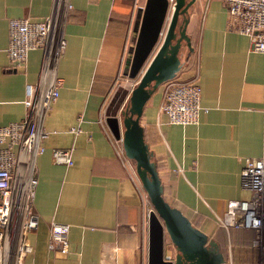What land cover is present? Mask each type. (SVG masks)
Segmentation results:
<instances>
[{"label":"crops","instance_id":"1","mask_svg":"<svg viewBox=\"0 0 264 264\" xmlns=\"http://www.w3.org/2000/svg\"><path fill=\"white\" fill-rule=\"evenodd\" d=\"M58 1L69 4L55 66L60 87L42 122L48 134L34 159L30 200L37 223L25 235L31 251L20 264H146L151 205L105 122L113 100L121 95L123 109L136 83L126 72L144 0ZM51 6L52 0H0V126L22 118L24 87L37 81L41 60V51L33 49L22 67L9 70L7 21H39ZM184 18L189 46L179 47L173 78L144 102L142 139L163 200L219 244L224 260L264 264V250L249 247L250 230L225 231L214 222L228 200L249 196L239 184L245 159H264V54L227 29L221 0H193ZM190 80L198 83L206 112L196 124L166 123L158 112L166 84ZM69 149V165L53 161V151ZM50 222L68 224L66 254L47 249ZM163 250L173 256L167 238Z\"/></svg>","mask_w":264,"mask_h":264},{"label":"built area","instance_id":"2","mask_svg":"<svg viewBox=\"0 0 264 264\" xmlns=\"http://www.w3.org/2000/svg\"><path fill=\"white\" fill-rule=\"evenodd\" d=\"M167 1L171 7L172 0ZM221 1L227 29L246 36L251 50L264 54V0ZM68 8L67 2L52 0L49 14L39 21L27 18L7 21L9 70L22 67L28 51L33 49L41 51V60L37 81L24 87L22 118L0 126V264H20L22 256L31 251L25 235L34 230L37 223L30 201L36 183L32 168L35 157L43 151L41 140L48 134L42 128L43 118L60 87L55 66L65 45L62 23ZM199 97L200 88L195 80L169 81L158 112L164 115L168 124H196L200 112L207 110L200 106ZM71 131L78 133L79 129L76 127ZM122 152L120 154L124 155ZM52 159L55 163L69 165L70 149L53 151ZM124 164L135 171L134 162L126 156ZM239 184L249 196L228 200L224 211L220 215L214 214V222L225 231L229 228L251 230L253 237L249 247L255 251L264 250L261 240L264 232V159H245L239 171ZM48 228L47 249L66 254L68 224L50 222ZM163 257L168 259L169 255L163 253ZM221 264H231L230 258Z\"/></svg>","mask_w":264,"mask_h":264},{"label":"water","instance_id":"3","mask_svg":"<svg viewBox=\"0 0 264 264\" xmlns=\"http://www.w3.org/2000/svg\"><path fill=\"white\" fill-rule=\"evenodd\" d=\"M193 0H144L127 64L126 76L136 79L126 105L117 104L105 122L124 155L134 162L137 178L151 205L147 216L146 264H221L224 259L213 241L193 227L181 212L161 196V186L147 147L142 139L139 117L144 102L161 83L173 78L179 69L177 51L189 46L184 18ZM120 127H122L121 130ZM173 256L163 257L165 239Z\"/></svg>","mask_w":264,"mask_h":264},{"label":"trees","instance_id":"4","mask_svg":"<svg viewBox=\"0 0 264 264\" xmlns=\"http://www.w3.org/2000/svg\"><path fill=\"white\" fill-rule=\"evenodd\" d=\"M121 95L120 96H118L116 99L117 100H113V101H115V106L117 105V104H119L120 103V100H121ZM251 231V230H250ZM252 232V231H251ZM252 236H253V232H252ZM217 245V247H218V250L220 251L221 249H220V246H219V244H216ZM221 252V251H220ZM222 253V252H221Z\"/></svg>","mask_w":264,"mask_h":264},{"label":"rangeland","instance_id":"5","mask_svg":"<svg viewBox=\"0 0 264 264\" xmlns=\"http://www.w3.org/2000/svg\"><path fill=\"white\" fill-rule=\"evenodd\" d=\"M126 102H127V101H125L124 105H126ZM20 179L22 180V178H20Z\"/></svg>","mask_w":264,"mask_h":264}]
</instances>
